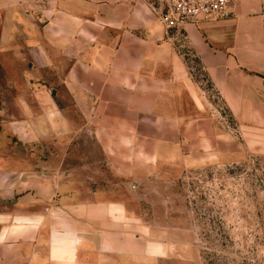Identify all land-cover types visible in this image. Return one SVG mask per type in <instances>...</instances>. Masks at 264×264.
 Masks as SVG:
<instances>
[{
	"label": "crops",
	"instance_id": "0c3cea01",
	"mask_svg": "<svg viewBox=\"0 0 264 264\" xmlns=\"http://www.w3.org/2000/svg\"><path fill=\"white\" fill-rule=\"evenodd\" d=\"M19 39L54 79L41 112L0 129V264H186L142 218L137 190L132 202L113 191L264 149V0H233L229 17L180 35L145 0H0V40ZM89 136L112 187L91 185L97 163L78 155Z\"/></svg>",
	"mask_w": 264,
	"mask_h": 264
},
{
	"label": "rangeland",
	"instance_id": "374dc122",
	"mask_svg": "<svg viewBox=\"0 0 264 264\" xmlns=\"http://www.w3.org/2000/svg\"><path fill=\"white\" fill-rule=\"evenodd\" d=\"M26 46L27 41L22 39L12 47L4 46L0 40V129L9 121L41 112L38 96L54 79L53 72L33 66ZM193 80L204 90L211 88L198 73ZM208 95L215 107L226 114L214 92ZM82 145L78 155L97 163L91 185L101 190L112 187V177L102 166L103 155L95 141L89 136ZM17 147L24 149V154L37 153L31 147ZM164 172L139 183V189L128 185L114 190L113 195L132 202L131 193L137 190V207L142 218L157 227L155 237L179 242L183 255H189V259H175L177 263L264 264L262 147L247 149L234 157L201 160L190 168L167 167ZM165 227L169 230L160 229Z\"/></svg>",
	"mask_w": 264,
	"mask_h": 264
},
{
	"label": "built area",
	"instance_id": "2783aa9c",
	"mask_svg": "<svg viewBox=\"0 0 264 264\" xmlns=\"http://www.w3.org/2000/svg\"><path fill=\"white\" fill-rule=\"evenodd\" d=\"M168 33L182 34L189 24L221 20L229 17L233 0H145ZM194 79L199 67L189 65Z\"/></svg>",
	"mask_w": 264,
	"mask_h": 264
}]
</instances>
